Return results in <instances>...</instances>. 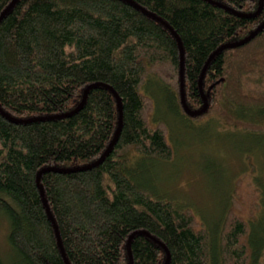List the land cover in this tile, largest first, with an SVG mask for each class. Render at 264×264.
I'll return each instance as SVG.
<instances>
[{"label":"trees","instance_id":"trees-1","mask_svg":"<svg viewBox=\"0 0 264 264\" xmlns=\"http://www.w3.org/2000/svg\"><path fill=\"white\" fill-rule=\"evenodd\" d=\"M11 0H0V13ZM15 0L0 20V214L9 221L11 264H264V228L231 204L207 224L189 205L156 192L148 171L131 163L172 160L169 123L155 118L158 94L187 126L216 112L249 131H264V88L245 78L264 74V0ZM173 30V31H172ZM94 84V85H93ZM91 86L82 107L69 115ZM40 175L43 167H79ZM154 91L152 90V87ZM255 110L257 119L246 117ZM158 114V113H157ZM261 115V117H259ZM199 121V120H198ZM143 177V180H141ZM146 179V178H145ZM260 191V189H258ZM263 203V202H262ZM256 217V216H255ZM252 220V222H251ZM0 264H5L0 257Z\"/></svg>","mask_w":264,"mask_h":264},{"label":"rangeland","instance_id":"rangeland-1","mask_svg":"<svg viewBox=\"0 0 264 264\" xmlns=\"http://www.w3.org/2000/svg\"><path fill=\"white\" fill-rule=\"evenodd\" d=\"M245 81L250 87L264 88L263 72L250 74ZM157 102L155 118L169 123L167 138L175 154L171 161L160 162L159 168L140 157L131 167L140 175L148 171L144 180H150L156 192L191 206L209 225L220 222L231 195L234 212L245 219L256 218V230L264 228V131L240 128L242 124L227 122L216 112L189 127L165 94H158ZM244 111L247 118H258L255 110ZM8 232V218L1 213L0 257L5 264H11L15 255Z\"/></svg>","mask_w":264,"mask_h":264},{"label":"water","instance_id":"water-1","mask_svg":"<svg viewBox=\"0 0 264 264\" xmlns=\"http://www.w3.org/2000/svg\"><path fill=\"white\" fill-rule=\"evenodd\" d=\"M130 1L131 3H133L136 7H139L140 9H142L143 11H145L146 13H148L149 15H151L152 17H156L155 15H153L151 12H148L147 10H145V8L141 7L140 5L134 3L133 1L131 0H128ZM15 2V0H11L10 3L5 7V9L0 13V20L2 19V17H4V15L6 14V12L11 8V6L13 5V3ZM262 4H263V0H259V6L258 8L256 9V11H254L253 13H250V14H247L248 16H253V15H256L260 10H261V7H262ZM264 26V21L262 23H260L258 25V27H256L253 31H251L246 37L238 40V41H232V42H226V43H223L222 45H220L219 47H217V49H215V51H213L211 53V55L208 57L207 61L205 62L204 66H203V69L200 73V76H199V79H198V86H199V91L201 93V97H202V100H203V104L202 106L199 108V109H190L186 102H185V97H184V91H183V50H182V44L178 38V41H179V48H180V70H179V76H180V98H181V103L183 105V108L185 110V112L190 115V116H194V115H197V114H200L202 113L203 111L206 110V107H207V100L203 94V91H202V87H201V82H202V76H203V73H204V70L208 64V62L210 61V59L220 50L224 49V48H229V47H235V46H239L243 43H245L246 41H248L249 39H251L262 27ZM173 31V30H172ZM94 85V84H93ZM93 85H88L85 89H84V92H83V96H82V99L80 101V103L71 111L67 112V113H64L63 115L66 116V115H69L71 113H74L76 111H78L84 101H85V98H86V94H87V91L88 89L93 86ZM109 87V86H108ZM110 88V87H109ZM111 89V88H110ZM111 91L114 93L116 99H117V103H118V109H119V124H118V127L114 133V136L111 140V142L109 143L108 147L105 149V151L102 153V155L97 159L95 160L94 162H91L89 164H86V165H83V166H79V167H72V168H60V167H55V166H47V167H43L42 169H40L38 172H37V175H36V181L37 183L39 184L40 186V189H41V195H42V200H43V204H44V207L48 213V215L50 216L53 224H54V228H55V231H56V235H57V238H58V241H59V245L61 247V243H60V240H59V235H58V232H57V227L54 223V220L52 218V215L49 211V208L47 206V203H46V199L44 197V193H43V190H42V187L40 185V175L42 172L44 171H70V170H76V169H85V168H88V167H91V166H94L96 164H98L99 162L102 161V159L110 152L111 148H112V145L113 143L117 140V137H118V133H119V129H120V123H121V107H120V99L119 97L117 96V94L115 93V91L113 89H111ZM138 232V231H136ZM136 232H133L129 235L128 239H127V252H128V255H129V264H132V257H131V252H130V239L131 237L136 233ZM164 250H165V253H166V259L164 261L163 264H168V261H169V252L167 250V248L162 245Z\"/></svg>","mask_w":264,"mask_h":264}]
</instances>
